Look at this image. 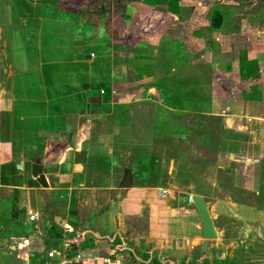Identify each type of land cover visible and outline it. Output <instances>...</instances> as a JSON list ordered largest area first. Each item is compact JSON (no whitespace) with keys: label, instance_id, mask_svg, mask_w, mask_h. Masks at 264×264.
Returning a JSON list of instances; mask_svg holds the SVG:
<instances>
[{"label":"crops","instance_id":"obj_1","mask_svg":"<svg viewBox=\"0 0 264 264\" xmlns=\"http://www.w3.org/2000/svg\"><path fill=\"white\" fill-rule=\"evenodd\" d=\"M138 1H132L136 10L127 19L131 25L116 32L122 36L139 28L141 38L151 37L152 49L142 55L149 63L159 56L156 40L168 38L172 46L167 53H175L179 45V55L164 67L166 75L191 70L196 80L212 78V90L180 94L184 96L174 104H162L154 84L162 72L155 68L147 78L133 72L130 81L112 85L108 92H102L103 85L96 92L88 90L92 110L70 108L65 102L76 95L73 83L56 78L67 63L43 58L24 63V45L13 39L18 31L11 0L0 2V209L8 210H1L0 230L7 236L4 241L10 240L8 247L17 248L30 264L42 260L37 246L23 242L29 225L40 236L61 233L40 256L44 261L49 251L70 240L79 245L70 253L82 255L75 264H114L113 255L124 254L138 260L142 252L154 249L185 264L203 241L202 219L189 201L191 194L203 197L218 231L201 259L227 264L236 260L229 259L231 247L264 244V65L258 86L251 78L252 68L264 63V20L252 13L264 0ZM33 2L37 8L40 2ZM56 2L59 8L60 0ZM228 7L232 11L226 12ZM153 10L157 15L151 17ZM20 18L32 30L37 25L34 42L29 41L32 51L41 54L43 17L35 13L16 20ZM140 26L146 33H139ZM212 36L219 42V36L225 37L224 43H212ZM131 54L137 59L134 48ZM49 65L55 70L47 77ZM31 70L36 75L30 79ZM17 75L23 79H15ZM241 79L244 87L239 86ZM19 81L22 94L17 96ZM127 85L129 91L122 89ZM53 118L63 127L49 128ZM147 155L155 158L147 170L150 178L139 172ZM27 161L43 164L49 187L28 186L25 171L18 167ZM127 171L133 183L122 189ZM33 191L46 196L62 191L66 208L47 203L49 215L28 210L20 194ZM32 214L39 221H30ZM173 241L180 246L178 255L167 249Z\"/></svg>","mask_w":264,"mask_h":264},{"label":"rangeland","instance_id":"obj_2","mask_svg":"<svg viewBox=\"0 0 264 264\" xmlns=\"http://www.w3.org/2000/svg\"><path fill=\"white\" fill-rule=\"evenodd\" d=\"M37 1L40 2L41 0ZM132 1L137 0H60L58 8L56 0H50L48 4L41 1L36 8L33 0H11L12 16L15 18V21L12 23L17 28L14 31H18L13 39L24 45L25 57H21L25 60L24 63L36 62L35 60L38 58H43L45 61L48 59H59L67 63L61 65L62 69L56 78L69 80L68 83L70 85L73 83L76 95L75 97L70 96L65 104H68L70 108H77L79 111L87 112L93 108L87 101L88 90L96 92L99 86L103 85L106 90L111 91L112 85H122L125 80L130 81L133 72L136 73L137 78H147L149 75H153L156 69L162 72L161 77L158 76L159 78L154 81L162 104H169L170 102L174 104L176 98L180 100V96H184L180 94L187 93L189 95H195L203 91L209 92L212 90V84H214L212 78L209 82L206 78L196 80L190 75L192 73L191 70H188L187 73L174 72L172 76L166 75V71H163L164 67L166 65L171 66V61L174 57L178 58L179 55L177 53L179 45L176 46L175 53L172 50L167 53L168 49L172 46L168 38L159 37L156 40V42L158 41L157 48L159 50V56L152 59L154 63H149V60H144L145 57H142V55L146 50L151 51V37L145 36L141 38L137 32L139 28L135 31L125 30V35L123 33L122 36L121 33L116 32V30L122 29L125 24L128 26L131 25L127 19L129 15L134 13V9L136 10V5H133ZM152 1L157 2L159 0ZM138 2L142 1L139 0ZM137 8L139 11L144 12L138 6ZM155 9H158V7ZM229 11H232L230 7L226 9V12ZM123 12L127 14V18L123 17ZM35 13L41 15L44 19L43 29L41 31L44 46L41 54L32 51L33 47L30 46V43L32 41L34 42V38L32 37H36L35 35H37V25H34V29L32 30L29 25L26 26L24 22H21L24 18L16 20L22 16L31 17ZM148 13L153 17L157 15V10L149 11ZM252 13H259L262 20H264V4H260V7ZM29 22L33 21L30 19ZM37 24L39 25V21ZM140 29H142L141 26ZM139 33H146L145 29H142ZM7 34L8 32L6 31L5 35ZM116 36L120 39L116 38ZM217 38L216 36H212L209 39L212 43H224L225 37L219 36L220 42L216 40ZM133 48L137 52V59L132 58L131 53L133 52ZM9 51L11 52L10 49ZM88 55H90V58H88ZM133 65L134 69L132 68ZM263 65L264 63L257 64L252 68L251 78L252 80H257L256 86L260 82L259 75L261 69H263ZM31 72L32 74H29V77L25 76L30 79L33 76L35 77L36 74L32 70ZM14 78L21 81L23 76L17 75ZM20 81L15 85L17 88L15 93H17V96L22 94V90L18 87ZM241 81L239 86L244 87V82L242 79ZM64 82L60 80L59 83ZM33 86L38 88L39 85L36 83ZM236 86L238 87V85ZM121 87H123L122 89L125 88L124 90L126 91L131 89L129 85ZM60 88L64 90L65 86L61 84ZM192 103L197 104L203 102L194 101ZM49 124V128L58 129L63 127V122L59 123L58 118H53ZM147 157L146 161L143 162L144 166L140 167L142 171H139L137 167L134 168L135 171L133 173L135 178L139 172L142 177L150 178L147 170L152 167L155 158L149 155ZM61 194L64 195L65 193L62 191H54L46 196L43 192L33 191L32 193L23 192L20 194V198L26 204L28 210L33 209L38 212L48 211L49 215L51 209H44L47 203H51L52 206L66 208V201L61 198ZM1 210L5 213V211H8L7 206L1 208L0 213H2ZM3 216L1 215V217ZM47 222L50 225V216ZM27 228L26 236L28 238L27 240H23V242L25 243L27 241L33 248L37 246L34 250L37 251L38 261L42 260L43 262V258L41 259L42 255L50 248L47 246L53 243L56 237L50 234L47 236L38 235L33 230V225H29ZM258 232L262 231L258 230ZM6 237L4 230H0V264H28L29 262L25 258L18 256L17 248L12 250L8 247L10 240L4 241ZM18 237L26 238L22 236ZM262 237L264 242V234ZM45 241H47V244H45ZM177 242H170L167 249L168 251L170 249L175 250L172 252L178 255V250L181 249ZM239 248L244 249V252H238L240 249L237 246L231 247V256H229V259H236L234 264H264V244L240 246ZM20 250L22 251L23 249ZM120 256L118 258L116 255H113L114 264H144L139 260L136 261L131 255L124 254Z\"/></svg>","mask_w":264,"mask_h":264},{"label":"water","instance_id":"obj_3","mask_svg":"<svg viewBox=\"0 0 264 264\" xmlns=\"http://www.w3.org/2000/svg\"><path fill=\"white\" fill-rule=\"evenodd\" d=\"M90 57V55H88ZM19 168L23 169L27 176V184L31 188L39 187H49L47 181L46 172L44 166L39 161H27L20 163ZM133 179L131 171H127L124 180L121 184L122 189H127L132 186ZM194 202L200 213L202 219V237L203 241L201 245L196 246L193 252V258L199 260L203 252L207 251L209 242L218 237V231L215 228L214 222L212 220L210 210L205 200L201 196H195ZM46 228V214H42V230L45 233Z\"/></svg>","mask_w":264,"mask_h":264},{"label":"trees","instance_id":"obj_4","mask_svg":"<svg viewBox=\"0 0 264 264\" xmlns=\"http://www.w3.org/2000/svg\"><path fill=\"white\" fill-rule=\"evenodd\" d=\"M51 65L45 67V75L48 77L51 73H53V70L49 68ZM104 91L108 92L110 90H106L104 88ZM54 236L56 237V240L61 236V233H54ZM139 261L143 262L144 264H180L178 261L169 258L168 256H163L158 249H154L153 252L150 250H145L141 253ZM136 260V261H138ZM184 264V263H183ZM185 264H218L216 260H211L209 258H200L199 260L194 259L191 257L187 261L185 260ZM227 264H234V262H228Z\"/></svg>","mask_w":264,"mask_h":264},{"label":"built area","instance_id":"obj_5","mask_svg":"<svg viewBox=\"0 0 264 264\" xmlns=\"http://www.w3.org/2000/svg\"><path fill=\"white\" fill-rule=\"evenodd\" d=\"M104 92V90H102ZM115 92V91H114ZM164 194V192L160 191V195ZM189 201L193 202L194 197L191 194L189 196ZM30 221H39V217L37 214H32L30 216ZM76 248H79V245L77 243L74 244V242L70 240H66L62 246V249L57 250L53 249L48 252L47 257L45 258V261L41 264H75L74 259H79L82 257L81 253L76 252L74 255H72L70 252ZM58 258V262L54 263L53 259ZM30 264V263H28ZM33 264V263H31Z\"/></svg>","mask_w":264,"mask_h":264}]
</instances>
